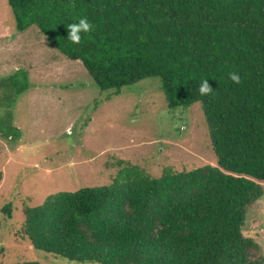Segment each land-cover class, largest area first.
Wrapping results in <instances>:
<instances>
[{
  "label": "trees",
  "instance_id": "16d2710c",
  "mask_svg": "<svg viewBox=\"0 0 264 264\" xmlns=\"http://www.w3.org/2000/svg\"><path fill=\"white\" fill-rule=\"evenodd\" d=\"M7 1L19 32L36 27L101 92L157 78L169 109L202 103L218 160L158 178L125 166L112 184L51 195L25 209L33 248L78 264H264L243 230L264 197V0ZM81 18L93 29L72 44L67 24ZM6 86L21 96L27 74Z\"/></svg>",
  "mask_w": 264,
  "mask_h": 264
},
{
  "label": "rangeland",
  "instance_id": "374dc122",
  "mask_svg": "<svg viewBox=\"0 0 264 264\" xmlns=\"http://www.w3.org/2000/svg\"><path fill=\"white\" fill-rule=\"evenodd\" d=\"M18 72L29 87L15 97L6 85ZM10 129L19 132L15 140L5 139ZM217 161L202 103L169 109L157 78L101 92L83 64L36 27L19 32L0 0V264H78L35 250L22 233L25 209L51 195L112 184L125 166L158 178ZM243 230L264 255V197Z\"/></svg>",
  "mask_w": 264,
  "mask_h": 264
},
{
  "label": "clouds",
  "instance_id": "9594fccd",
  "mask_svg": "<svg viewBox=\"0 0 264 264\" xmlns=\"http://www.w3.org/2000/svg\"><path fill=\"white\" fill-rule=\"evenodd\" d=\"M68 38L72 44H79L81 42V33H88L93 29V25L87 20V18H81L76 23L67 24ZM229 78L234 84L240 83V76L236 72H230ZM208 79H202L199 86V93L201 95H208L212 92V87L209 84Z\"/></svg>",
  "mask_w": 264,
  "mask_h": 264
}]
</instances>
